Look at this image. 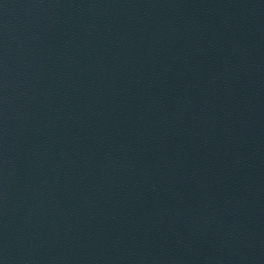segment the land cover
<instances>
[{"label": "water", "instance_id": "water-1", "mask_svg": "<svg viewBox=\"0 0 264 264\" xmlns=\"http://www.w3.org/2000/svg\"><path fill=\"white\" fill-rule=\"evenodd\" d=\"M0 264H264V0H0Z\"/></svg>", "mask_w": 264, "mask_h": 264}]
</instances>
